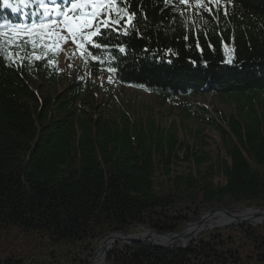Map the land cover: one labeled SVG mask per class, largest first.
Listing matches in <instances>:
<instances>
[{
	"label": "trees",
	"instance_id": "1",
	"mask_svg": "<svg viewBox=\"0 0 264 264\" xmlns=\"http://www.w3.org/2000/svg\"><path fill=\"white\" fill-rule=\"evenodd\" d=\"M126 2L134 27L102 29L94 40L106 47L86 44L85 79L62 92L37 85L57 84L54 51L0 44L18 54L15 63L0 54V264H89L111 234H180L210 212H264V0H232L227 17L213 8L218 21L176 0ZM24 11L0 7V23L39 21L35 0ZM88 73L162 104L213 96L231 112L185 106L200 126L190 144L106 113ZM207 129L219 139L214 153L203 150ZM178 246L114 245L106 264H264V224L205 230Z\"/></svg>",
	"mask_w": 264,
	"mask_h": 264
},
{
	"label": "snow or ice",
	"instance_id": "2",
	"mask_svg": "<svg viewBox=\"0 0 264 264\" xmlns=\"http://www.w3.org/2000/svg\"><path fill=\"white\" fill-rule=\"evenodd\" d=\"M33 2L34 0H0V7L10 9L15 13H23L25 17H28L29 13L24 10L32 7ZM65 2L66 7L57 4L55 0H53L54 6H50L45 0H35L37 11L32 15H39V21L33 19L30 24H17L8 21L0 23V38H7L0 39V44L8 47H20L22 42L31 45L32 49L42 47L59 52L62 50V44L71 42L81 50L82 55H87L89 53L86 44L95 48L106 47L94 40V38L102 36V29L114 32L123 31V34L127 35L128 27H134L133 21L136 18V12H129L130 5L126 0H119V3L118 0H70V3L65 0ZM165 2L169 3L171 0H165ZM176 3L177 10L180 5H185V11L195 9L194 14L197 17H201V13L205 12L218 21L219 17L213 13V8L216 9V13L223 10L224 16L227 17V5L232 3V0H193V2L176 0ZM180 15L183 16L184 11H181ZM121 21L124 23L122 24ZM191 22L196 23L195 20ZM203 23L207 24L208 20L204 19ZM119 51L123 53L125 49L120 47ZM0 54L14 63L18 56V54L14 56L6 52L2 47H0ZM42 58L40 55L34 57L36 60ZM92 59L97 58L92 56ZM232 60L233 57L228 56L226 62L231 63ZM109 71L115 72L116 69L110 68Z\"/></svg>",
	"mask_w": 264,
	"mask_h": 264
},
{
	"label": "rangeland",
	"instance_id": "3",
	"mask_svg": "<svg viewBox=\"0 0 264 264\" xmlns=\"http://www.w3.org/2000/svg\"><path fill=\"white\" fill-rule=\"evenodd\" d=\"M47 1L50 3L53 2V0ZM50 6L54 5L50 4ZM61 27H63V25H61ZM25 45L28 46V50L32 53L40 52V50H44L45 52L50 50L42 47L32 49L31 45L23 44L22 42L20 47H22L24 50ZM61 47V51L54 52L55 57L52 58L54 62L51 63L52 68L59 75L57 84L48 86L43 80H38L37 82V85L45 86V94L48 92L51 94L62 92L64 90V86H66L71 81H82L85 79V71L83 69L84 63L81 57V50L71 42L62 44ZM36 55H38V53L35 54V56ZM87 80L93 85L94 95H96L98 98L97 103L101 104L102 108L106 110V113L112 115V117L120 119L121 115L125 114L132 121L142 124L144 127H147L149 124L153 123L156 129L167 130V132H172V134L176 133L182 140L187 141L190 144L197 143V140L193 137V134L197 133V131L200 129V126L196 122L185 117V106L193 105L195 109L197 107H201L209 110L210 112H213L214 109H216L225 114H229L231 112V109L227 104L213 96H199L185 100H174L172 102L162 104L160 100L156 99L152 95L114 84L112 79L104 74L97 76L88 73ZM205 136L207 145L203 150L214 153L217 147L216 142L219 141L216 132L214 130L207 129ZM251 210L255 209L247 206L238 207L233 209L232 213L235 215H243L247 211ZM207 214H205L203 217H205ZM215 226L220 225H214L212 227ZM205 230L219 229H211V227H207L204 229V231ZM144 233L146 232L141 231L140 233L133 236H139ZM19 239L22 238L19 237ZM106 241L107 239L100 244H104L105 247L107 244ZM7 242L13 244V240L9 239ZM19 242H21V240H19ZM118 245H122V243ZM94 258L96 259V257H93L91 260L93 263L95 262Z\"/></svg>",
	"mask_w": 264,
	"mask_h": 264
},
{
	"label": "water",
	"instance_id": "4",
	"mask_svg": "<svg viewBox=\"0 0 264 264\" xmlns=\"http://www.w3.org/2000/svg\"><path fill=\"white\" fill-rule=\"evenodd\" d=\"M255 213H260L262 216H264V212L258 211V210H251ZM217 215H226L228 217H231L234 219V222H232L231 224L228 225H224V226H215V227H211V229H221V228H226L228 226H231L235 223H242V224H250V225H262L264 224V220L258 224L250 221V220H246L243 219L242 215H235L232 213V210H224V211H218V212H210L208 213L205 217L207 216H217ZM203 217L198 223H194V224H189L187 225L186 229L191 227V226H196L199 225L202 220L205 218ZM186 229L180 233V234H162V233H157V232H146L142 235L139 236H129V237H123L122 235L119 234H111L103 239H100L97 241L96 244V252H95V256L97 255L98 251H99V245L102 241L111 238V237H116V241L114 242V244L109 245L105 248V252H104V260H103V264H106V255L108 253H110L113 249L114 245H118L120 243L125 244V245H131L134 243H150L152 246L154 247H162V248H169L173 245H175L176 243H179V246L177 248H187L189 245H191L196 239L197 237L204 231H202L201 233H199L197 236L192 237L186 241L182 240L181 238L184 236ZM141 237V238H139ZM154 237H160V238H164L167 239L166 243H160V242H156L154 240ZM95 259V258H94ZM93 261H91L90 264H92Z\"/></svg>",
	"mask_w": 264,
	"mask_h": 264
},
{
	"label": "bare ground",
	"instance_id": "5",
	"mask_svg": "<svg viewBox=\"0 0 264 264\" xmlns=\"http://www.w3.org/2000/svg\"><path fill=\"white\" fill-rule=\"evenodd\" d=\"M242 216H243V219L250 220L256 224H258L264 220V216H262L260 213H255L253 211H247ZM244 217H246V218H244ZM232 222H234V219L231 217H228L226 215L207 216L202 220V222L199 225L191 226V227L187 228L184 236L181 239L186 241L192 237L197 236L199 233H201L207 227H212L214 225L224 226V225L231 224ZM139 238H141V237H139ZM154 240L156 242H160V243H166L167 242V239L160 238V237H154ZM115 241H116V237L114 236V237L107 239V241H106L107 244L105 247H104V244H100L99 245V251L97 253L95 262L92 264H103L105 248L109 245L114 244Z\"/></svg>",
	"mask_w": 264,
	"mask_h": 264
}]
</instances>
